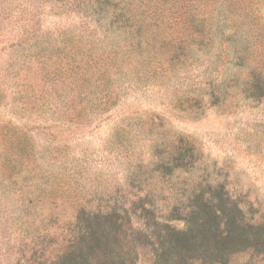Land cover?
<instances>
[{
	"label": "rangeland",
	"instance_id": "1",
	"mask_svg": "<svg viewBox=\"0 0 264 264\" xmlns=\"http://www.w3.org/2000/svg\"><path fill=\"white\" fill-rule=\"evenodd\" d=\"M221 184L264 223V0H0V264H52L83 206Z\"/></svg>",
	"mask_w": 264,
	"mask_h": 264
},
{
	"label": "trees",
	"instance_id": "2",
	"mask_svg": "<svg viewBox=\"0 0 264 264\" xmlns=\"http://www.w3.org/2000/svg\"><path fill=\"white\" fill-rule=\"evenodd\" d=\"M184 159L173 155L168 166L184 168ZM190 197L182 213L175 202L167 215L156 214L147 196L128 207L116 201L108 210L83 206L52 264H142L144 249L150 264H264V223L248 217L222 184ZM170 219H182L184 227Z\"/></svg>",
	"mask_w": 264,
	"mask_h": 264
}]
</instances>
